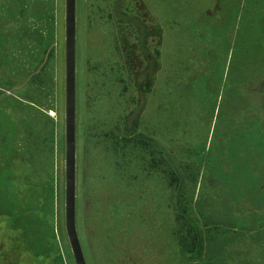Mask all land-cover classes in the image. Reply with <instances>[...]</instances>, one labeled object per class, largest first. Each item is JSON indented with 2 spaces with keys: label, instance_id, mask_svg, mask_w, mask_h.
I'll return each mask as SVG.
<instances>
[{
  "label": "rangeland",
  "instance_id": "1",
  "mask_svg": "<svg viewBox=\"0 0 264 264\" xmlns=\"http://www.w3.org/2000/svg\"><path fill=\"white\" fill-rule=\"evenodd\" d=\"M40 16L53 21V45L46 54L40 49L36 62L39 73L49 59L47 78L31 85L33 47L23 39L22 58L13 37L33 35ZM0 34L2 42L12 39V64L0 76L22 80L17 91L36 103L19 106L11 92L0 95L3 120H12L3 145L8 154L0 160L32 176L39 193L29 204L34 217L21 220H40L32 234L17 222L26 230L21 237L0 218V264H76L65 222L66 0H0ZM134 124L145 148L138 139L125 141L122 129ZM160 149L202 206L239 221L261 202L264 0H77V229L87 264H264V231L211 227L202 253H185L184 241L197 242L158 169ZM31 167L45 173L42 180L52 179L54 236L45 249L32 242L41 246L50 233L48 200ZM242 169L245 178L235 174ZM0 212L9 214L1 200ZM25 246L44 256L35 258Z\"/></svg>",
  "mask_w": 264,
  "mask_h": 264
},
{
  "label": "trees",
  "instance_id": "2",
  "mask_svg": "<svg viewBox=\"0 0 264 264\" xmlns=\"http://www.w3.org/2000/svg\"><path fill=\"white\" fill-rule=\"evenodd\" d=\"M36 21L34 19V26L35 29L33 31V35H31V32L29 30L28 32V36L23 38V35H20V39L18 40V37H13V39L16 42V47H18L17 50H15L16 54H18L20 57H24V54L26 53L27 48H24L25 46L21 44H23V39L24 41L29 44L31 42V46L33 47V52L31 55V68H32V75L34 74V77L32 78V80H30L31 85H37V79H40L43 82L44 78H47V68H48V60L44 59L43 63H45L43 65L42 63V69L39 73H37L38 70V66L37 63H39V58H40V49L44 48V52L46 54L47 50L49 49V47H51V45H53V24L51 21V19L49 17H45V16H40L39 21H41V25H36ZM38 24V22H37ZM20 31L17 33V35L22 34ZM22 36V38H21ZM18 40V41H17ZM12 39L10 40V38L3 40L2 42V38H1V34H0V70H5V68H3L5 65H7V63H10L8 61V51L9 48L11 49V42ZM31 47V49H32ZM11 51V50H10ZM20 52V53H19ZM52 53V51H51ZM20 61H16V63H18ZM22 62V61H21ZM37 62V63H36ZM12 64V63H10ZM35 66V68H34ZM18 67V64H17ZM21 68V67H20ZM19 68V69H20ZM18 69V70H19ZM40 74V77H38ZM13 80V81H12ZM13 82V83H12ZM47 82V81H46ZM23 84V81L20 80L19 78L17 79V81H15V79L13 77L9 78V77H4V76H0V95L6 96L7 93L11 92L12 95V102L14 104H17L19 106H24V102L28 103V106H34L36 103L30 99H25L21 96V93H19L17 90L18 88ZM47 84V83H46ZM15 90V92H14ZM10 95V94H9ZM4 99V98H3ZM1 100H0V154H3V152H5L6 154H3V157L5 158L8 154V152H6V147H3L4 145V140L5 138L8 139V135H11L10 132H8L7 128L8 125L10 124L9 121L8 123L5 122L4 119V114L2 113V105H1ZM137 128V124H134V129L133 131H130V133H126L123 129L122 131H124V136L126 137V143L128 142H132L133 140L136 141L137 139L141 142V146L142 144H144V148L145 145L147 143L144 142L145 139H143V136H140L139 134L136 137L132 138V135L134 134V132L136 131ZM15 135H17V138H19V131L14 133ZM137 134V133H135ZM33 135H35L36 137V141L39 142V138L36 136V134L33 133ZM132 140V141H131ZM124 142V141H123ZM125 143V142H124ZM125 143V144H126ZM16 145V150L15 152L12 151V153L16 156L20 153L19 148H18V142L15 144ZM139 146V147H141ZM148 147L150 148L151 146L148 145ZM147 149V148H146ZM161 150V149H160ZM163 150H161L160 152V160L158 163V169L161 171V174L165 175L166 179L168 180V184L170 185V188L174 191V195L177 194V202H179L178 204H176V206H179L182 210V212L179 214V216L181 218L186 217L188 224H190V228H189V232L191 234H193V239L196 238V242L197 245H192V247H190L189 242L184 241V251L185 253L192 255V256H199V254L202 253V250L204 248V239L205 238V234H210L212 233L213 230H211V227H220V226H226V227H230L233 228L235 230V232H239V233H244V234H250V235H254V234H262V232L264 231V192L259 194V197L261 199V204H257L256 207L249 211L250 213L248 215H239V221H237V214L234 215L235 218L231 219V218H227L224 214L223 216L220 215L219 213H216V211L212 208H209L207 206H202L201 204V200H197L195 201V196L192 194H189L190 190L189 188L185 189V179L184 177L178 173L177 168L165 165L164 162L167 161L163 152ZM9 153H11V151L9 150ZM10 156V155H9ZM14 159H16V157H14ZM36 162H33V165H35ZM5 163L2 162L0 160V200L3 202V207L4 210H8L9 214L4 212H0V218L5 217L6 220H10L9 221V225L10 227H14L15 231H19V235H21L25 232L26 230H21V227H17L18 223L21 219H23L24 217L26 218V216H28L29 218L34 217L33 215H29L31 212H33L31 209L32 207H29V204H31L34 200H37V196L39 193H36L35 190L33 189L34 184L31 183L32 181L27 179V178H31L32 176H24L25 173H19L14 172L13 170V163L7 162L6 165H4ZM43 166V165H42ZM170 167V168H169ZM32 170L33 167H31ZM40 169H35L34 171V179H36L37 177L40 179V185H43V189H42V193L44 195H46V201L47 203L45 205H43L44 208V216L46 221L44 222V226L48 228L47 232H49V236H44L43 240L41 242V246H40V241L37 240H33L32 242L35 245L36 249L39 248H43L44 249L49 245H51L52 242V238L54 236L53 234V219H51V215L49 214L50 212L53 211L51 205L53 203V198H54V191H53V187L51 185V178L48 179H44L43 175L45 174L44 172H38ZM246 173L245 170H238L235 172V174L237 175L238 173H240L242 175V178H245V174L241 173ZM28 174V173H27ZM239 175V174H238ZM33 179V180H34ZM243 181V179H242ZM41 185V186H42ZM33 191V195H31V197H28V194L30 193V191ZM40 192V191H39ZM220 197V196H219ZM208 198V197H207ZM239 196L235 199L238 200ZM196 202V205L194 206L193 202ZM208 201V200H206ZM248 202H251L250 200H247ZM9 202V205H8ZM205 203V202H204ZM247 204V203H246ZM233 206V205H232ZM27 207V208H25ZM235 208L231 211L232 213L238 212V210L236 209V205L234 206ZM240 207V205H239ZM238 207V209H239ZM248 207H253V205H250ZM258 210V212H257ZM248 212V209L245 210V213ZM244 214V213H243ZM252 216L254 217V219L252 220V222L250 221ZM197 217V220L195 219ZM251 217V218H249ZM37 218V217H36ZM22 221V220H21ZM200 221L203 222V225L200 227V225L198 224ZM23 222V221H22ZM40 222V220L37 218L36 223H34L35 225L31 224V223H27V222H23V224L25 225V227L29 228V233L32 234L31 232V228L33 226L36 227V225ZM230 222V223H229ZM230 224V225H229ZM225 227V228H226ZM37 228V227H36ZM190 236V235H189ZM19 236L18 239L21 238ZM263 238L262 235H259V238ZM25 238H27V236L25 235ZM22 239V238H21ZM23 240V239H22ZM264 240V239H263ZM45 241L48 243L46 244ZM258 241H260V239H258ZM14 250H20L21 249V244L18 243V240H14ZM25 242V241H24ZM31 242V241H30ZM31 242V243H32ZM27 243V242H26ZM32 243V244H33ZM25 244V243H24ZM24 246V245H23ZM188 246V247H187ZM28 247L30 246H25L24 249H22L23 251L25 250V252L29 253V254H33V256L35 255V258H41L44 255H39L38 252L34 251V249H29ZM38 247V248H37ZM211 247V241H209L208 243L205 244V248L210 250ZM34 248V247H33ZM37 253V254H36ZM17 258H20V256H18ZM14 259V257L12 258V260ZM15 262V261H14Z\"/></svg>",
  "mask_w": 264,
  "mask_h": 264
},
{
  "label": "water",
  "instance_id": "3",
  "mask_svg": "<svg viewBox=\"0 0 264 264\" xmlns=\"http://www.w3.org/2000/svg\"><path fill=\"white\" fill-rule=\"evenodd\" d=\"M66 232L76 264H87L77 229V0H66Z\"/></svg>",
  "mask_w": 264,
  "mask_h": 264
},
{
  "label": "flooded vegetation",
  "instance_id": "4",
  "mask_svg": "<svg viewBox=\"0 0 264 264\" xmlns=\"http://www.w3.org/2000/svg\"><path fill=\"white\" fill-rule=\"evenodd\" d=\"M124 128H126V126H125ZM133 129H134V125H133ZM133 129H131V130H129V131H127V129H125L124 131H125L126 133H128V132L130 133V131H133ZM124 131H123V132H124ZM125 132H124V133H125ZM135 135H136V134L134 133V134L132 135V138H133V137H136Z\"/></svg>",
  "mask_w": 264,
  "mask_h": 264
}]
</instances>
